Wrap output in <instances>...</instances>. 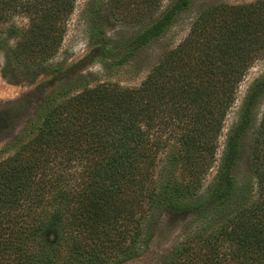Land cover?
Listing matches in <instances>:
<instances>
[{
    "label": "trees",
    "instance_id": "1",
    "mask_svg": "<svg viewBox=\"0 0 264 264\" xmlns=\"http://www.w3.org/2000/svg\"><path fill=\"white\" fill-rule=\"evenodd\" d=\"M74 2L0 0V27L10 15H27L21 53L44 62L59 48ZM115 2L134 3V10L145 4L150 15L160 6ZM191 2L176 0L137 46L161 36ZM263 57L264 0L216 4L199 13L138 86L104 81L44 100L0 156V264L132 260L145 248L159 208L195 207L193 197L216 167L210 198L222 200L211 208L225 222L189 234L168 264H264V111L260 119L257 112L264 78L252 85L221 142L238 87ZM245 146L251 175L243 177L235 172Z\"/></svg>",
    "mask_w": 264,
    "mask_h": 264
},
{
    "label": "rangeland",
    "instance_id": "2",
    "mask_svg": "<svg viewBox=\"0 0 264 264\" xmlns=\"http://www.w3.org/2000/svg\"><path fill=\"white\" fill-rule=\"evenodd\" d=\"M175 1L160 0L159 8L150 15L145 13V4L142 3L134 10V3L127 7L115 0H75L72 13L63 22L60 46L44 62H32L21 53L26 41L20 38L29 27V17L23 13L10 15L0 27V156L7 154L11 142L20 137L26 126L37 117L44 100L53 96L60 100L86 85L104 81L138 86L163 54L187 36L194 20L206 7L242 5L256 0H192L161 36L137 46L136 38ZM130 9H133L131 14ZM262 78L264 57L253 64L240 83L221 142L237 119L250 88ZM263 111L264 93L257 107L259 119ZM250 143L247 142L248 147ZM248 147L243 149L235 172L243 177L251 175ZM222 151L221 146L219 157ZM161 166H168L167 158L162 159ZM216 171L217 167L210 171L193 197L196 208L187 207L177 212L171 205L161 206L154 216L141 255L123 264H168L173 249L189 234L205 228L218 230L225 219L223 214L217 213V217L211 208L212 204H220L222 200L220 196L210 198V186L214 183Z\"/></svg>",
    "mask_w": 264,
    "mask_h": 264
}]
</instances>
